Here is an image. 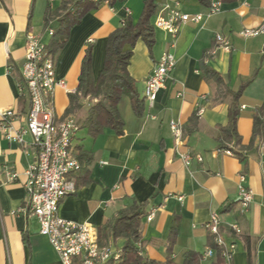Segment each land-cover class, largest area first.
I'll return each instance as SVG.
<instances>
[{
  "label": "crops",
  "instance_id": "1",
  "mask_svg": "<svg viewBox=\"0 0 264 264\" xmlns=\"http://www.w3.org/2000/svg\"><path fill=\"white\" fill-rule=\"evenodd\" d=\"M64 1L0 0V108L16 111L12 122L15 130L26 124L30 107L29 96L21 94L18 85L26 60L27 35L32 32L49 45L52 35L48 29H55L59 18L53 17L49 25L46 18L60 10ZM217 1L220 10L208 14ZM156 3L158 9L150 19L154 46L150 50L140 38L133 48L129 71L144 97L146 81L166 51L175 55V68L156 100L151 104L145 99L142 115L135 113L129 96L121 100L123 133L106 127L94 136L81 125L86 107L73 114L81 126L74 141L76 155L79 158L85 153L90 161L85 172L73 173L79 185L75 193L62 200L59 214L99 228L134 200L147 202L140 243L146 257L164 262L174 228V257L181 258L187 250L204 253L211 236L206 222L218 212L226 238L236 244L233 264H264V133L253 136L254 115L264 105V34L242 35L244 29L264 23V0ZM144 4L145 0L102 3L71 28L67 42L55 57L56 77L66 83L55 93L58 116H66L69 94L77 91L88 47L92 48V73L97 81L104 67L108 37L126 18L137 21ZM170 9L203 14V18L184 23L173 37L154 26L157 13ZM217 34L229 38V50L217 48L211 52ZM206 67L220 72L234 90L253 77L240 97L239 144L221 137L220 128L229 121L231 99H218L216 84L206 78ZM89 101L85 99L84 104L89 105ZM172 121L183 126V145L176 144ZM23 139L10 140L0 131V264H64L49 238L40 233L38 217L19 211L26 204L25 171L36 158L33 137L24 134ZM180 151L193 155L189 165ZM197 154L202 161L196 159ZM13 173L17 177L11 180ZM241 174L245 176L244 184L254 191L245 212L240 203ZM151 212L153 218L148 220ZM233 223L239 225V234L230 229ZM107 243L122 250L125 238ZM214 259V255L203 256L202 264H212Z\"/></svg>",
  "mask_w": 264,
  "mask_h": 264
},
{
  "label": "built area",
  "instance_id": "2",
  "mask_svg": "<svg viewBox=\"0 0 264 264\" xmlns=\"http://www.w3.org/2000/svg\"><path fill=\"white\" fill-rule=\"evenodd\" d=\"M219 10L220 1H217L210 6L208 14ZM202 18L203 14L190 15L177 9L163 13L161 10L157 13L154 26L163 28L176 37L184 23L199 22ZM48 30L53 35V29ZM258 34H264V23L242 31L244 37ZM230 47L229 38L217 34L216 46L211 52L214 53L217 48L229 50ZM176 62L175 55L166 51L154 65L144 90V97L151 104L156 100L159 91L165 87ZM18 85L21 94H27L30 100L26 124L20 130H15L12 122L16 111L0 108V131L2 136L19 142L24 141V134L33 137L36 158L25 171L26 204L19 211L38 217L40 233L49 238L64 264H108L111 260H118L121 250L116 249L113 243L101 244L95 225L67 220L59 214L62 200L77 190L73 173L81 169L82 163L76 155L74 141L81 126L73 115L60 117L56 114V89L66 83L56 77V58L48 51V45L32 32L27 35L26 60L21 68ZM201 112L202 109L199 110V113ZM171 129L176 144L183 145V126L172 121ZM180 156L187 165L193 159V155L188 151H180ZM195 157L202 161L201 155L197 154ZM16 177V173L11 174V180ZM240 177V203L243 206L242 212H245L253 200L254 191L244 184V174ZM153 215L151 212L148 220H151ZM222 224L220 214L213 212L206 222V228L214 243L221 249L223 264H233L236 244L226 238ZM230 229L236 234L241 232L237 223L231 224ZM138 245L143 248L140 242ZM213 255L214 249L209 245L203 256Z\"/></svg>",
  "mask_w": 264,
  "mask_h": 264
},
{
  "label": "trees",
  "instance_id": "3",
  "mask_svg": "<svg viewBox=\"0 0 264 264\" xmlns=\"http://www.w3.org/2000/svg\"><path fill=\"white\" fill-rule=\"evenodd\" d=\"M122 0H66L60 10L54 14H48L46 23L49 25L53 17L59 18V24L53 29V35L48 45V51L56 57L60 49L65 45L71 28L78 24L83 16L89 11L98 8L102 3L114 5ZM156 0H145L141 16L137 21L126 18L122 25L111 33L107 40V49L103 70L96 81L92 73V48L89 46L83 59L82 70L79 78L77 91L70 93V104L65 115H73L86 107V115L81 121L82 127H86L90 134L97 135L106 127L115 129L118 133H123L124 120L120 113L119 104L125 96H129L137 115H142L145 110V98L141 97L137 82L129 71L130 60L133 55V48L141 38L146 41L150 50L155 43L154 28L150 19L157 11ZM206 78L216 84L217 97L225 100L230 97L229 121L222 126L221 137L227 141L241 143L242 138L238 131V119L240 116V97L244 88L252 81L250 77L244 81L238 90L232 89L220 72L210 68H205ZM89 98V105L84 104V100ZM197 122L195 118L194 123ZM264 133V105L260 107L254 115V138ZM253 142V141H252ZM229 147V146H223ZM243 158L242 154H238ZM82 167L81 173L87 169L90 157L87 154L79 155ZM79 181L76 179L77 185ZM147 202L134 200L130 205L121 209L118 215L102 224L98 228L99 242L106 244L110 239L116 240L125 238L121 256L118 260H111L108 264H202L203 253L196 250L183 252L181 258H176L172 254L176 237V228L170 236L168 247L169 255L164 262L148 258L143 253V248L139 247L141 242V220L147 213ZM209 245L214 249L215 259L212 264H223L224 260L221 249L214 243L212 236L209 237ZM250 262L251 253H250Z\"/></svg>",
  "mask_w": 264,
  "mask_h": 264
}]
</instances>
